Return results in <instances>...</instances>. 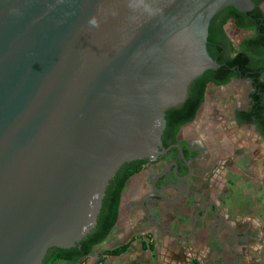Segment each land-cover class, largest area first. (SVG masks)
<instances>
[{"label":"water","instance_id":"obj_1","mask_svg":"<svg viewBox=\"0 0 264 264\" xmlns=\"http://www.w3.org/2000/svg\"><path fill=\"white\" fill-rule=\"evenodd\" d=\"M251 6L0 0V264H43L90 232L117 170L163 153L166 111L218 67L212 17Z\"/></svg>","mask_w":264,"mask_h":264},{"label":"flooded vegetation","instance_id":"obj_2","mask_svg":"<svg viewBox=\"0 0 264 264\" xmlns=\"http://www.w3.org/2000/svg\"><path fill=\"white\" fill-rule=\"evenodd\" d=\"M251 3L247 11L227 7L210 20L207 33L212 40L210 44L207 42L206 50L218 67L206 71H217L223 64L238 62L221 72V77H229V81L217 86H245L238 99L226 106L228 118L235 132L251 133L258 148L264 151V0ZM181 119L175 117L168 125L165 121L158 148L163 153L152 162L144 161L139 172L145 175L142 192L129 213H137V218L141 216L148 225L161 227L180 241L203 239L223 244L217 236L231 230L219 224L220 217L204 189L208 161L214 156L201 138L186 132L193 120L180 125ZM261 162L264 167V154ZM153 208L157 213L152 212ZM125 210L120 204L118 219Z\"/></svg>","mask_w":264,"mask_h":264},{"label":"rangeland","instance_id":"obj_3","mask_svg":"<svg viewBox=\"0 0 264 264\" xmlns=\"http://www.w3.org/2000/svg\"><path fill=\"white\" fill-rule=\"evenodd\" d=\"M244 89L245 86L234 88L231 85H207L204 102L186 131L193 132L191 133L195 134L193 136L201 138L214 156L212 167L205 176L204 189H207L208 198L218 202V207L228 214L229 220L233 219L234 214L240 212L245 214L249 201L255 203L264 198V189H258L264 185V167L261 162L264 151L258 148L256 137L251 133L235 132L234 124L228 118V111H226V106L233 104ZM201 128L203 130L199 131ZM131 180L133 179H130L128 183ZM133 181L142 183V180L141 182ZM127 221L125 216L120 215L108 238L95 247V255L77 264H98L99 255H103L105 251L137 239L143 242V248L151 252L149 261L156 259L157 264H194V262L206 264L205 262H208L205 253L201 252L202 248L193 243H186L165 235L143 220L140 225L135 223L139 227L137 225L131 227L134 222ZM167 226L164 225L165 228ZM128 240L131 241L127 242ZM120 256L106 257L101 264L105 262L120 264ZM55 264L70 263L56 262Z\"/></svg>","mask_w":264,"mask_h":264},{"label":"crops","instance_id":"obj_4","mask_svg":"<svg viewBox=\"0 0 264 264\" xmlns=\"http://www.w3.org/2000/svg\"><path fill=\"white\" fill-rule=\"evenodd\" d=\"M202 130L203 128L199 129V131ZM212 161L213 160L208 161L207 173L210 171L212 167L211 165ZM144 178H145L144 174L137 173L130 179L141 182V180H144ZM133 180H131L128 183V185L125 187L121 197V204L124 207H126L125 212L121 216H125L128 219L127 222L129 223H131L132 221L134 222V224H132L131 227H134L133 225H137L138 223L140 225L141 222L140 219L141 216H139V218L137 219L136 216L137 213H131V214L129 213V212H133L132 210L134 209L133 206L134 201L142 192L141 184H138ZM258 189L263 190L264 185L262 186V188H258ZM207 198H208V194H207ZM208 199L211 201V203L214 206L215 212L220 217L219 224L228 226L231 231L227 233L221 232L219 233V236H217L218 240L221 239L223 241V244L219 243V241L208 243L206 240L203 239L189 242V243H193L195 246H198L199 248H202L201 252L205 253V258L208 261L205 263L206 264H264V210H263L264 198L255 203H251L252 201H249L248 208L246 210L247 212L245 214H242L241 212L239 214H234L232 220H229L228 214L227 213L225 214L222 211L221 207H218V202H215L213 199L210 198ZM215 203L217 207L215 206ZM128 208L131 211H128L127 210ZM163 210H166V213L169 212V209H163ZM152 212L154 214L157 213V211L154 210V208ZM139 225H137V227H139ZM129 241L131 240H128L127 242ZM129 243L130 244L127 251L119 257L121 262L120 264H157L158 263L156 262V259L154 260L155 262L149 261L151 252L142 247L143 242L141 240L138 239L132 240ZM208 247H210V249Z\"/></svg>","mask_w":264,"mask_h":264},{"label":"trees","instance_id":"obj_5","mask_svg":"<svg viewBox=\"0 0 264 264\" xmlns=\"http://www.w3.org/2000/svg\"><path fill=\"white\" fill-rule=\"evenodd\" d=\"M211 40V37H208V44L211 43ZM221 63L222 62H219V64ZM237 63V61L228 62V64H223L224 66L219 70H208L196 78L188 88V97L185 102L178 108H171L166 111V124L168 125L175 117L179 119L183 117L180 121V125L194 120L204 102L207 85H209V83H213L214 85L226 84L229 81V77L223 79L221 77V72L224 69L229 70L230 66L236 65ZM144 163V161L138 160L125 163L121 166L106 186L95 226L82 240H80V242L76 243L74 247L68 249H49L44 257L43 264H55L56 262L77 264L79 261L94 256L96 252L95 247L108 238L118 221L121 197L127 182L131 177L141 171ZM128 247L129 243H126L105 251L103 255H99L98 264H101L106 257L122 255L127 251Z\"/></svg>","mask_w":264,"mask_h":264}]
</instances>
